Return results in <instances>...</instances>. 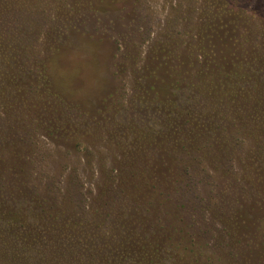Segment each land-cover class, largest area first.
Here are the masks:
<instances>
[{"label":"rangeland","instance_id":"obj_1","mask_svg":"<svg viewBox=\"0 0 264 264\" xmlns=\"http://www.w3.org/2000/svg\"><path fill=\"white\" fill-rule=\"evenodd\" d=\"M263 109L264 0H0V264H264Z\"/></svg>","mask_w":264,"mask_h":264},{"label":"trees","instance_id":"obj_2","mask_svg":"<svg viewBox=\"0 0 264 264\" xmlns=\"http://www.w3.org/2000/svg\"><path fill=\"white\" fill-rule=\"evenodd\" d=\"M240 72V73H239ZM233 76H234V78H236L239 82H240V80H242L243 78L245 79V81L246 80H248V77L246 76V74H244V72H241V68H239L238 67V73L237 72H233V74H228L227 76H226V78H221V79H223L222 81L221 80H219V82H220V86H221V84H222V86H223V88H225V85H227V83L229 82V79H231L232 80V78H233ZM243 79V80H244ZM218 86V85H217ZM216 86V87H217ZM216 92V94H217V91H215ZM177 101H179V99H177ZM181 106H182V104H181ZM179 109L180 108H176V112L174 113L175 115H174V117L177 119V121H180V119H182V115H183V110H185L184 111V115H185V113H186V107H185V109L183 108L182 109V111L181 112H179ZM264 110V109H263ZM185 124V123H184ZM183 124V125H184ZM263 130H264V127L262 128ZM107 192L108 193H111V189L109 188V190H107ZM2 222V219L0 218V223ZM141 244H139L138 246H136V245H134V247H136V249H137V251L136 252H140V253H136L137 255H138V257L136 258L137 260H134V261H132V263H129V261H128V259L126 258V256L124 255V256H122V257H120L119 258V260H118V264H140L139 263V257L142 259H145V263L146 264H150V261L148 260V258H147V254H148V252L146 251V249L144 248V247H139ZM142 248H144L145 250H143L142 251ZM135 249V250H136Z\"/></svg>","mask_w":264,"mask_h":264}]
</instances>
